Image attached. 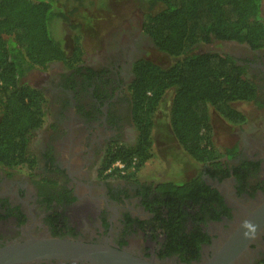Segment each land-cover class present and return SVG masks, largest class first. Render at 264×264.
<instances>
[{
	"label": "flooded vegetation",
	"instance_id": "obj_1",
	"mask_svg": "<svg viewBox=\"0 0 264 264\" xmlns=\"http://www.w3.org/2000/svg\"><path fill=\"white\" fill-rule=\"evenodd\" d=\"M122 20L95 55H80L71 67L51 62L37 69L42 80L26 83L44 94L46 114L30 134L28 161L10 168L0 163V247L59 238L107 244L153 264H210L227 251L234 255L226 264H264V214H251L264 203V43L196 46L198 53L227 55L246 66L255 98L235 104L251 105L256 115L232 124L231 144L217 158L195 162L199 169L187 180H148L121 160L110 161L120 147L137 143L130 86L135 63L148 60L144 46L153 44L139 7ZM150 141L151 152V132ZM243 224L252 236L229 248Z\"/></svg>",
	"mask_w": 264,
	"mask_h": 264
},
{
	"label": "trees",
	"instance_id": "obj_2",
	"mask_svg": "<svg viewBox=\"0 0 264 264\" xmlns=\"http://www.w3.org/2000/svg\"><path fill=\"white\" fill-rule=\"evenodd\" d=\"M83 0H0V163L7 168L27 162L30 134L44 122L46 98L21 81L51 62L68 67L80 60L76 45L67 56L54 36L58 21L80 31ZM143 12V32L155 48L175 59L167 68L140 60L134 65L130 91L138 129L133 147H120L110 161L139 168L150 157L153 115L162 96L172 90L168 122L177 143L195 162L217 158L210 139L209 110L231 124L246 122L234 107L255 98L246 66L227 55L198 53L199 43L214 40L264 43V0H136ZM76 30V29H75ZM76 30V31H77ZM78 37H75V44ZM109 161V162H110Z\"/></svg>",
	"mask_w": 264,
	"mask_h": 264
},
{
	"label": "rangeland",
	"instance_id": "obj_3",
	"mask_svg": "<svg viewBox=\"0 0 264 264\" xmlns=\"http://www.w3.org/2000/svg\"><path fill=\"white\" fill-rule=\"evenodd\" d=\"M80 11L82 25L80 31L71 29L66 21H58L54 27V36L60 42L65 52L69 53L78 45L82 56L91 57L101 50L103 37L110 35L115 27L123 25L122 19H129L134 9L138 8L136 0H83ZM264 17V5L261 8ZM75 37L78 41L75 44ZM198 47L195 51H198ZM144 57L155 64L167 68L175 59L158 51L151 42L144 46ZM44 75L37 69L30 70L22 77L23 83L35 85ZM172 90H168L161 98L153 115L151 131L153 150L150 157L139 168L129 167L134 176L148 180H173L183 182L199 169L177 143L171 133L168 122V107ZM244 115L252 116L256 112L249 104L236 105ZM256 115V114H255ZM210 139L214 151L220 154L235 138V128L214 110H209ZM170 130V131H169Z\"/></svg>",
	"mask_w": 264,
	"mask_h": 264
},
{
	"label": "water",
	"instance_id": "obj_4",
	"mask_svg": "<svg viewBox=\"0 0 264 264\" xmlns=\"http://www.w3.org/2000/svg\"><path fill=\"white\" fill-rule=\"evenodd\" d=\"M251 214H264V203ZM248 232L246 236L243 233ZM253 230L243 224L239 234L230 241L231 248L238 243L244 245L253 234ZM240 247L239 249H241ZM234 254L229 251L215 257L210 264H226ZM43 259L80 260L90 264H153L133 257L126 252L113 249L107 244H92L59 238H33L0 247V264H21Z\"/></svg>",
	"mask_w": 264,
	"mask_h": 264
},
{
	"label": "built area",
	"instance_id": "obj_5",
	"mask_svg": "<svg viewBox=\"0 0 264 264\" xmlns=\"http://www.w3.org/2000/svg\"><path fill=\"white\" fill-rule=\"evenodd\" d=\"M120 168H122V166H120Z\"/></svg>",
	"mask_w": 264,
	"mask_h": 264
},
{
	"label": "clouds",
	"instance_id": "obj_6",
	"mask_svg": "<svg viewBox=\"0 0 264 264\" xmlns=\"http://www.w3.org/2000/svg\"><path fill=\"white\" fill-rule=\"evenodd\" d=\"M246 235H247V233H246Z\"/></svg>",
	"mask_w": 264,
	"mask_h": 264
}]
</instances>
